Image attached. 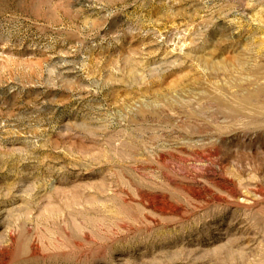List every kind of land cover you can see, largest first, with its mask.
<instances>
[{
	"label": "rangeland",
	"instance_id": "obj_1",
	"mask_svg": "<svg viewBox=\"0 0 264 264\" xmlns=\"http://www.w3.org/2000/svg\"><path fill=\"white\" fill-rule=\"evenodd\" d=\"M0 264H264V0H0Z\"/></svg>",
	"mask_w": 264,
	"mask_h": 264
}]
</instances>
